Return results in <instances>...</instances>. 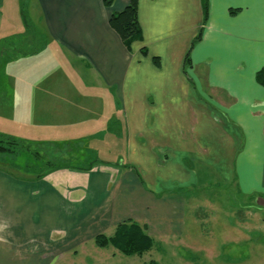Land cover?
<instances>
[{
	"label": "crops",
	"instance_id": "crops-1",
	"mask_svg": "<svg viewBox=\"0 0 264 264\" xmlns=\"http://www.w3.org/2000/svg\"><path fill=\"white\" fill-rule=\"evenodd\" d=\"M128 1L33 0L45 30L39 37L72 72L48 86L30 64L12 70L1 87H10L11 106L36 108L39 120L43 110L67 123L63 128L71 125L63 130L79 127L82 137L99 138L100 91L107 88V110L110 102L121 110L112 108L116 118L107 119L124 138V155L36 180L0 167V264L113 258L118 250L94 238L129 219L152 237L146 252L173 251L182 264H198L184 250L206 248L180 239L191 234L185 218L201 203L240 192L264 204V87L255 78L264 67V0H208L204 22L201 0H139L141 38L131 50L109 23ZM4 19L0 9V30ZM73 75L83 87H68ZM214 185L237 193L209 194Z\"/></svg>",
	"mask_w": 264,
	"mask_h": 264
},
{
	"label": "rangeland",
	"instance_id": "rangeland-1",
	"mask_svg": "<svg viewBox=\"0 0 264 264\" xmlns=\"http://www.w3.org/2000/svg\"><path fill=\"white\" fill-rule=\"evenodd\" d=\"M32 6L33 0H3L1 3L0 9L5 14V19L0 30V49L2 48L1 51L4 52V56L2 59L0 58V134L40 144L39 148L46 152L49 151L50 156L53 158L59 157L61 160L75 159L74 164L77 166H86L97 159L121 162L124 155V138L119 137L120 134L114 130L115 127H112V122L108 120L109 118H116V115L111 116L112 108L115 111L121 112V110L117 102L114 107L113 102H110L111 110H107L111 96L103 85L101 87L105 89H101L100 91L102 101L99 124L100 129H102L99 133V138L82 137L85 132H82L79 127L69 128L67 132L63 129L71 125L68 124V127L63 128V124L67 125V123H63L60 117H51L45 114L43 110H41L42 115L39 120L37 119L38 113L35 111L36 108H33L32 111L31 107H16L13 109L11 106L10 87L5 91V88L2 89L1 87H5L4 83H10L12 70L24 68L25 65L28 67L30 64L33 76L42 77L41 83H47L48 86L55 84L54 81L56 79L62 80L64 75L72 72L71 68L68 67L69 65L58 58L57 54H54L56 51L47 48L48 44L46 41L44 42L43 38L39 37L41 34H45V30L43 23L38 21L36 11H34ZM28 37H32V40L29 41ZM10 42H12L11 45H9ZM14 44H18L25 51L20 60L18 57H21V55L13 46ZM5 46L7 47L6 49ZM48 50L53 53L46 60V57H41V55L45 53L44 51ZM36 54L41 58H37ZM67 60L72 59L67 58ZM43 63L46 69L34 67V65H43ZM35 70H38V73H35ZM39 71L41 74H39ZM2 76L8 77L7 81ZM73 76L74 78L68 87H83L81 80L75 77V75ZM35 120H39L40 122H35ZM110 133L118 136L119 139L108 138ZM97 141L100 142V148L108 146L107 151H99L101 149H97L95 146V142ZM47 142H59L61 144L48 145ZM14 159V163L23 161L20 156L14 157ZM5 161L9 162V160ZM7 162H3L0 158V167L9 168V170L22 174L15 166ZM218 187L219 185H214L210 188L209 194L217 193ZM218 193L221 196H231L237 192L234 191V188L229 187L222 189ZM237 195H239L238 198H228V201L221 197L219 201L209 203V206L207 203H201L202 207L195 209L191 213V219L185 218V229L191 227V234L187 233L183 235L180 240L185 241L183 244L203 245L206 248L205 250H199L194 247L190 249L185 248L184 252L186 255H191L201 260L200 262L197 260L196 263L264 264V204H258L257 199L242 198L240 192ZM261 196L256 195L252 198ZM189 238H191V243H189ZM176 240V237L173 238V241ZM180 258L182 257L177 254L173 255V251L160 253V250H153L146 252L141 257L138 255L126 256L117 251L113 258L107 257L101 260L100 255L98 257L91 255L81 260L66 257L65 260L57 264H182L184 260H180ZM186 264H191V262L189 263L188 260Z\"/></svg>",
	"mask_w": 264,
	"mask_h": 264
},
{
	"label": "trees",
	"instance_id": "trees-1",
	"mask_svg": "<svg viewBox=\"0 0 264 264\" xmlns=\"http://www.w3.org/2000/svg\"><path fill=\"white\" fill-rule=\"evenodd\" d=\"M105 5H110L113 0H103ZM138 5L139 0H129L126 6L118 12L111 14L109 23L120 36L123 44L128 50H131V45L134 41L141 38V28L138 21ZM203 11V22L207 18L208 0H201ZM201 37V30L193 39V44ZM12 42L9 43L11 45ZM20 55L25 54V51L18 44L13 45ZM7 47L5 46V49ZM2 49V48H1ZM0 49V58L4 56V52ZM143 55H147L145 47L140 49ZM155 64H158V59L153 58ZM185 63H188L189 57L185 56ZM3 75V74H2ZM5 79V76H2ZM257 83L264 87V67L257 71L255 75ZM6 80V79H5ZM46 143V142H45ZM48 145H60L59 142H47ZM40 144L30 143L24 139H18L9 135L0 134V158L3 162L9 160L22 174L20 177L26 180H36L44 177L48 173L61 168H75L78 170L89 169L96 162H103L99 159L92 161L86 166H77L74 164L75 159L61 160L59 157L53 158L49 151L46 152L39 148ZM19 157L23 161L14 163V157ZM10 158V159H9ZM104 163V162H103ZM106 163V162H105ZM12 172V170H9ZM94 242L99 247L112 245L118 251L125 255H142L153 246V239L145 229L134 220H125L116 225L115 231L111 236L98 234L94 238Z\"/></svg>",
	"mask_w": 264,
	"mask_h": 264
}]
</instances>
